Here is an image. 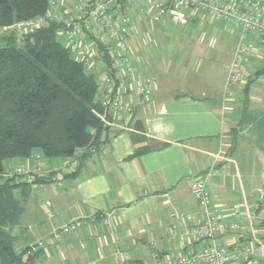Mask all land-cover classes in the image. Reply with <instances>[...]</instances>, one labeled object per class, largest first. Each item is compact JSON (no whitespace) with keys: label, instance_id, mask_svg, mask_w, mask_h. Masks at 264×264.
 Returning <instances> with one entry per match:
<instances>
[{"label":"crops","instance_id":"crops-1","mask_svg":"<svg viewBox=\"0 0 264 264\" xmlns=\"http://www.w3.org/2000/svg\"><path fill=\"white\" fill-rule=\"evenodd\" d=\"M76 2L65 0L54 13L73 12ZM130 13L135 20L129 42L137 68L135 78L156 79L151 101L134 113L113 115L101 135L103 143L92 149L74 177L57 172L71 158H47L39 150L29 158L12 159L8 166L5 163V177L13 176L9 172L22 166L34 178L52 172L56 178L31 185L19 224L12 228L15 242L20 250L29 247L47 238L53 229L81 217L94 220L72 232L74 235L47 241L34 264H100L108 258L109 264H170L182 251L186 224L173 213L190 214L194 223L204 217V207L190 188L191 181L198 179L205 183L212 205L219 206L225 221L239 224L237 230L220 235L223 244L229 249L251 246L258 264H264V202L257 206L258 189L264 188V71L258 74L264 69V42L253 33L249 35L247 43L253 52L248 57L246 80L228 95L226 82L238 45L237 27L186 10L188 21L183 25H205L203 21L210 18L223 21V32L228 33L223 34V59L214 58L215 52L221 55L216 34L208 39L202 31L188 38L187 45L170 51L162 71L161 62L166 59L151 48L156 43L150 32L156 22L171 19L156 17L149 6L142 15L138 8ZM151 51L156 53L152 68L146 60ZM207 55L212 63L220 64L223 77L219 83L190 70L192 62ZM102 68L98 65L97 71ZM171 74L182 79H171ZM125 98L137 100L129 93ZM245 105L249 120L240 125ZM138 151L141 153L136 155ZM16 176L26 181L25 176ZM110 243L118 249L116 258L104 249ZM138 245L144 249L136 255L130 249ZM203 245L195 242L194 248Z\"/></svg>","mask_w":264,"mask_h":264},{"label":"trees","instance_id":"trees-1","mask_svg":"<svg viewBox=\"0 0 264 264\" xmlns=\"http://www.w3.org/2000/svg\"><path fill=\"white\" fill-rule=\"evenodd\" d=\"M60 6L50 0H0V28H17ZM61 29L62 24L49 20L32 33L22 32V45L12 32L0 47V179L5 178L0 182V264H34L41 251L15 248L12 228L19 224L31 184L15 175L5 177L6 161L29 158L36 150L47 158H72L82 150L78 168L65 173L74 177L92 149L103 143L101 135L113 116L103 117L102 70H87L61 40ZM109 59L104 50L99 69ZM248 120L245 105L240 125ZM54 180V172L34 178L36 184Z\"/></svg>","mask_w":264,"mask_h":264},{"label":"built area","instance_id":"built-area-1","mask_svg":"<svg viewBox=\"0 0 264 264\" xmlns=\"http://www.w3.org/2000/svg\"><path fill=\"white\" fill-rule=\"evenodd\" d=\"M51 5L65 4V0H50ZM155 11L158 18L169 17L172 22L184 24L188 21L186 10L200 12L233 24L239 29V39L233 59L229 65L226 94L231 95L234 88L243 84L248 73V57L253 46L247 43L250 34L257 35L264 42V0H77L73 12L48 11L44 16L23 23L28 33L45 26L49 20L62 24L58 35L78 61L84 62L86 69L97 71V62H103L104 50L110 56L104 64L98 84L102 91L101 104L104 116L119 113H134L149 104L156 86L154 77L135 78L137 68L129 52V42L135 29V20L130 11L138 8L141 15L145 7ZM105 63V61L103 62ZM133 81V85L128 83ZM134 94L137 100H128L125 95ZM77 153L61 164L57 172L72 173L79 166ZM11 175L25 176L33 187L37 184L29 176L25 167H15ZM56 179V178H55ZM190 188L195 198L204 207V217L193 222V217L185 213H173L186 224L182 229V251L170 264H237L247 260L258 264L255 250L251 246L227 248L220 240L225 230H237L239 224L227 223L218 205H212L211 195L205 183L198 179L191 181ZM260 200L264 202V188H259ZM237 212V209L235 210ZM94 219L75 218L51 231L46 238L54 243L64 235L77 231ZM195 242L204 245L196 249ZM46 246L41 239L30 246L28 253H34Z\"/></svg>","mask_w":264,"mask_h":264},{"label":"rangeland","instance_id":"rangeland-1","mask_svg":"<svg viewBox=\"0 0 264 264\" xmlns=\"http://www.w3.org/2000/svg\"><path fill=\"white\" fill-rule=\"evenodd\" d=\"M203 23H205V25H203V24L194 25L193 23L183 25V24L174 23L170 20L160 21L159 23L156 22V26L154 25V27H156V28L152 32H150V34H152L151 36L155 40V43H156L155 46L156 47H151V46L150 47L154 48L156 50L155 52L159 53V55L161 54V59L163 58L162 55H164L166 61L161 62L162 71L165 67V64L167 63V61L169 59V58L168 59L166 58V55H168L169 52L172 50L176 51V49H179V47L182 46V44L187 45L186 40L188 38H191L192 35H194V36L199 35L202 31H204L207 34L208 39L211 37H215V34H216V37H217L216 39H218V49L217 50L220 51L219 54H221V55H216V52H215L214 58L217 57L218 60L223 59V34H228V33L223 32V24H224L223 21H218V20H215L213 18H210L207 20L205 19V21H203ZM216 27H218L219 29L216 30ZM23 28H24L23 24H20L18 26V28H9V29L0 28V47H3L7 44V42L4 40L5 36L8 34H11L12 32H14L16 34L18 44L22 45L23 36L21 33L22 32L24 33V31H25ZM208 39H207V41H208ZM207 41H206V43H204V45L207 44ZM196 45H199V44L197 43ZM206 47L211 48V50L214 49L210 45L209 46L207 45ZM148 49L151 50L149 48V46H148ZM155 54L153 55L152 51H151V54H149L150 56L147 55L146 60H148L151 68L156 65ZM209 55H211V53H209ZM209 55L204 56V57H200V58L198 57L200 60V63L197 65L199 60L196 63L192 62L190 64L191 69H190V67H189V69L190 70H197L198 74H200V73L202 74V76H200L201 78L205 79V77L207 75L208 78L212 79L216 83H219V82H221L222 77H223V73L219 70L220 64L216 63V65H215V63H212V59L209 58L210 57ZM135 65H136V63H135ZM214 65L216 66L215 70H213V73L208 74V72H212L211 69L213 68L212 66H214ZM152 72H153V70H152ZM164 76H165V72L163 73L162 78ZM170 78L171 79L178 78L177 80L182 79V77H179L177 75L174 77L173 74H171ZM159 80L161 81L162 79H159ZM9 161L10 160L6 161L7 166H8ZM4 179L5 178L0 179V182L3 181ZM18 194L19 193L17 192V195ZM43 240L47 243L46 238H43ZM14 245H15V248L17 250H20L19 245L15 241H14ZM109 246L110 247H107V246L104 247L108 256L110 255L113 258H116L115 254L118 251L116 245L114 243H110ZM44 249H45V247H44ZM143 249L144 248H142L140 245H138V248H132V249H130V251L136 255H139ZM109 260L110 259L108 258L104 261H101L100 264H109Z\"/></svg>","mask_w":264,"mask_h":264}]
</instances>
